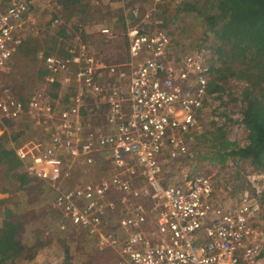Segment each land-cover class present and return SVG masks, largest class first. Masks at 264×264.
<instances>
[{"label":"built area","instance_id":"2783aa9c","mask_svg":"<svg viewBox=\"0 0 264 264\" xmlns=\"http://www.w3.org/2000/svg\"><path fill=\"white\" fill-rule=\"evenodd\" d=\"M30 19L28 0H0V135L26 115L36 124L48 120L41 127L47 131L42 149L23 145L15 155L20 162L30 158L28 171L54 191L60 230L93 235L98 250H116V264H258L251 219L261 193L255 198L241 191L225 207L229 197L215 189L213 176H179L206 110L212 131H227L231 123L244 128L242 111L227 112L210 91L205 52L176 58L162 27L131 25L127 63L105 65L81 43L66 58L43 59L42 87L23 102L1 76L16 52L20 24ZM100 33L112 39L108 28ZM45 86L63 98L60 108L44 102ZM99 104L100 120L93 117ZM97 156L109 162V176L88 182L71 177L64 185L66 160L71 167L77 161L91 166ZM114 213L122 235L102 231Z\"/></svg>","mask_w":264,"mask_h":264},{"label":"rangeland","instance_id":"374dc122","mask_svg":"<svg viewBox=\"0 0 264 264\" xmlns=\"http://www.w3.org/2000/svg\"><path fill=\"white\" fill-rule=\"evenodd\" d=\"M183 1L194 0H28L31 19L22 22L16 33V45L20 43V40H25V43L18 50L16 47V52L2 74L1 82L11 86L16 96L27 102L31 94L42 87L43 59L51 56L60 59L66 58L82 43L88 48L89 55L101 61L93 55L95 52L93 53L91 50L93 38L94 41H97L102 28H108L112 32V37L116 38L114 44L105 41V44L110 47L105 49V53L103 50H97L100 56L104 55L103 63L108 66L127 63L129 61L128 28L135 24H138L140 28H147L151 27L153 23L161 27L163 22L165 23V18L168 19L171 15L176 14V8ZM133 8L139 10L137 17L131 14ZM180 15L184 18L178 20L177 17L174 21L169 19L170 23L165 27L170 38L169 52L176 58H181L204 48L206 58L209 57L212 54V51L207 47V45L210 46L209 38L204 40L205 37L198 21L195 20V15L190 13ZM147 16L150 19H146ZM58 27L59 31L64 27L62 37L68 39H66L67 41L61 40L53 51L55 53L46 56L47 48L44 38L53 34L54 31L56 32ZM214 65L217 68L220 66L218 62ZM74 69L75 67L71 66L69 72L73 73ZM242 86L240 81L231 80L225 88L228 92L232 91L238 98ZM44 88L46 89L43 94L45 103L56 106L55 108H60L65 103L62 101L63 98L59 101L58 96L47 86ZM90 101L91 99H88L85 102ZM220 104L221 106L225 105L224 108L227 112L234 111L233 114H240L243 108L242 103L237 100H229L227 94L222 96ZM102 106V104L98 105L97 114L93 116L98 120L103 115L104 108ZM210 118L211 112L206 110L200 121L201 133L190 136L188 143L191 157L188 158L189 160H185L184 169L186 171L180 173L179 176L188 177L195 173L213 176L215 189L225 190L224 192L229 197L225 207L232 205L241 191L247 190L248 193L254 194L255 198H258V194L261 193L260 201L256 199L258 207L254 208L257 211L252 216L251 225L258 232L256 240L260 251L257 262L264 264V171H257L248 162H239L232 156L227 157L225 162L212 160L211 158L214 156L211 146L216 144L214 134L222 131L210 130L214 126L213 123H210ZM47 121L43 118L42 122L39 120V124H36V121L26 115L8 125L7 131L0 135L1 151H8L10 155L7 156L12 161L20 163L17 167L19 172H13L5 178L0 177V186L8 190L6 193H0V225L7 216L13 222L20 224V229L13 237L23 246V252L17 257L0 253V264H48L50 259H53L55 264H92L93 261L105 264L107 263L105 260L108 258L112 259V262L108 264H116V250L110 248L98 250L94 243L90 239L84 238L82 234L77 235L74 234V231L63 232L60 230V216L52 203L54 191L47 183L39 180V182L41 181L39 184H30L24 193L19 181H16L17 174H22L21 177L25 175L24 179H27L29 174L33 175L28 171L30 158L25 162H20L16 158L15 149L23 145H37L41 150L45 145L47 133L41 127ZM245 135L246 130L240 123L239 125L231 123L229 129L221 134L222 137H226L230 142L237 143L239 146L245 144ZM75 165L71 167L69 160L65 161L64 172L68 174L64 181L66 187L71 185V177L74 178V167L83 166L84 169L90 170L96 165L105 166V174L102 177H94L95 180L110 175L109 172H106L110 165H107L103 156L102 158L97 156L96 162L91 166L85 165L82 161H77ZM3 172L4 170L0 166V174ZM82 178V176H78L77 179L83 180L84 178ZM228 184L230 191L226 189ZM111 215L114 216L112 222H107L105 226L117 224L115 213L108 214L106 218ZM113 228L110 230L113 231ZM114 231L117 232L116 229ZM43 239L44 241H41Z\"/></svg>","mask_w":264,"mask_h":264},{"label":"trees","instance_id":"16d2710c","mask_svg":"<svg viewBox=\"0 0 264 264\" xmlns=\"http://www.w3.org/2000/svg\"><path fill=\"white\" fill-rule=\"evenodd\" d=\"M183 13L194 14L205 37L204 40L209 38L210 46L207 45V47L212 54L210 58L207 56L206 64L210 66L213 73V80L209 84L210 91L217 93L220 100L224 94H227L229 100H237L243 107L241 123L246 130L245 144L239 146L226 137H222L221 134L226 131L217 132L214 134L216 146L213 147L207 143L213 147L214 157L211 159L225 162L227 157L232 156L239 162H248L257 171H264V0L183 1L176 8V14L168 19L165 18V23L163 22L161 27L166 30L165 27L170 20L174 21L177 17L178 20L183 19L184 17L180 15ZM63 30L64 27L60 31L58 27L56 32L44 38L47 48L46 56L55 53L53 51L63 38ZM24 43L25 40H20L17 50ZM200 52H205L204 48L191 54ZM217 62L220 64L218 68L214 65ZM231 80H237L243 84L238 98L232 91L229 93L225 88ZM210 142L213 141L210 140ZM1 146L0 143V166L4 172L0 174V177L5 178L13 172H19L17 167L20 163L12 161L7 156L10 155L8 151H1ZM21 175L17 174L16 181H19L24 193L30 184L37 185L41 182L30 174L27 179H24L25 175L22 177ZM6 192L8 190L0 186V193ZM19 225L9 216L5 217L1 223V255L9 254L17 257L23 252V246L13 237L20 229Z\"/></svg>","mask_w":264,"mask_h":264},{"label":"crops","instance_id":"0c3cea01","mask_svg":"<svg viewBox=\"0 0 264 264\" xmlns=\"http://www.w3.org/2000/svg\"><path fill=\"white\" fill-rule=\"evenodd\" d=\"M98 39H97V41H94V38H93V43H92V52L94 53L93 55L94 56H96L97 58H99L100 60H101V62H104V61H102V57L104 56V55H99L98 54V52H97V50H103L104 51V53H105V49L106 48H110L109 46H107V44H105V41H110V43H112V44H114L116 41V38H113L112 37V40L110 39V40H107V38H105L102 34H99L98 35ZM61 40H66V39H61ZM104 40V41H103ZM67 41V40H66ZM109 43V44H110ZM115 46V45H114ZM96 54V55H95ZM40 57H42L41 56V54H40ZM104 60V59H103ZM2 77V76H1ZM11 87V86H10ZM213 145H215V144H213ZM216 146V145H215ZM214 147V146H213ZM105 161H106V163H107V165H110L109 164V162L105 159ZM104 169H105V166H102V165H96V167L95 168H92V169H90V170H86V169H84L83 168V166L82 167H74V171H73V174H74V179H77L78 178V176H82L83 178V180L82 181H85V182H88V181H91V180H95L94 179V177H102L104 174H105V171H104ZM107 173L109 172V174H111V172H112V170H111V167H107V171H106ZM86 179V180H85ZM97 180V179H96ZM110 197H111V199H114V193L113 194H111L110 195ZM57 213H58V215L60 216L59 217V222L61 221V219H62V215L58 212V211H56ZM113 215H111V216H108L105 220H107L106 222L104 221V223H105V225H106V223L107 222H112V219H113ZM113 227H116V228H113ZM111 228H113L112 230H113V232H115L114 230L116 229L117 230V232L118 233H122V231L120 230V228L118 227V222H117V224L115 225V226H103V228H102V231H106V229H111ZM116 232V233H117ZM83 232H81V231H76V232H74V234H77V235H81ZM120 235H122V234H120ZM82 236H84V238H86V239H90L92 242L94 241V236L93 235H91V234H87V233H83L82 234ZM41 241H44V239L43 240H41ZM46 243V242H45ZM88 252V251H87ZM111 261H110V260ZM105 261H107V263H105V264H108V263H111L112 262V259L111 258H108L107 260H105ZM110 261V262H109ZM56 262H54V260L53 259H50V261L48 262V264H55ZM115 263H116V261H115ZM92 264H102L101 262H99V261H93L92 262Z\"/></svg>","mask_w":264,"mask_h":264}]
</instances>
